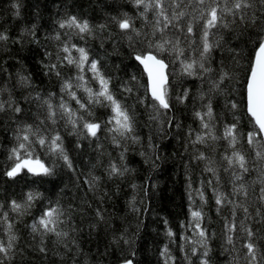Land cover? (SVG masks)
<instances>
[{
  "label": "trees",
  "instance_id": "16d2710c",
  "mask_svg": "<svg viewBox=\"0 0 264 264\" xmlns=\"http://www.w3.org/2000/svg\"><path fill=\"white\" fill-rule=\"evenodd\" d=\"M263 38L264 0H0V264H264Z\"/></svg>",
  "mask_w": 264,
  "mask_h": 264
},
{
  "label": "water",
  "instance_id": "95a60500",
  "mask_svg": "<svg viewBox=\"0 0 264 264\" xmlns=\"http://www.w3.org/2000/svg\"><path fill=\"white\" fill-rule=\"evenodd\" d=\"M136 59L145 71L150 95L161 104L166 105L164 92L165 85L168 82L167 62L153 52L138 54ZM246 107L260 129L264 140V38L255 51L253 64L247 79ZM26 167L35 171L37 164L30 161L26 163ZM119 264L134 263L127 260Z\"/></svg>",
  "mask_w": 264,
  "mask_h": 264
}]
</instances>
